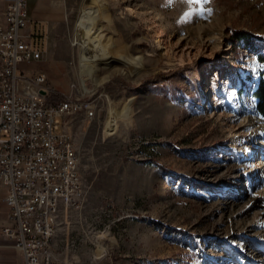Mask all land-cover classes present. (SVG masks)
Listing matches in <instances>:
<instances>
[{"label":"rangeland","instance_id":"obj_1","mask_svg":"<svg viewBox=\"0 0 264 264\" xmlns=\"http://www.w3.org/2000/svg\"><path fill=\"white\" fill-rule=\"evenodd\" d=\"M103 4L113 22L103 20L102 33L141 64L117 59L100 63L95 79L83 74L77 23L89 3L70 0L51 70L54 93L80 104L62 130L84 196L61 209L52 247L73 264H264L259 65L255 50L231 42L246 30L264 53V0Z\"/></svg>","mask_w":264,"mask_h":264},{"label":"built area","instance_id":"obj_2","mask_svg":"<svg viewBox=\"0 0 264 264\" xmlns=\"http://www.w3.org/2000/svg\"><path fill=\"white\" fill-rule=\"evenodd\" d=\"M28 0H5L0 17V221L7 208L13 225L0 234L15 242L24 264H73L53 252L62 208L84 196L80 160L64 118L80 108L70 98L51 101L46 72L29 77L22 64L42 59L25 32ZM21 69V73L19 72ZM47 94L42 95L41 91ZM60 197H69L60 205Z\"/></svg>","mask_w":264,"mask_h":264},{"label":"crops","instance_id":"obj_3","mask_svg":"<svg viewBox=\"0 0 264 264\" xmlns=\"http://www.w3.org/2000/svg\"><path fill=\"white\" fill-rule=\"evenodd\" d=\"M5 0H0V17L4 9ZM70 10V0H28L29 25L25 30L32 41L42 50V59L31 64H22L21 69L29 72L35 69V73L46 72L49 77L50 86L54 85V74L52 60L59 48L65 46L66 34L68 30V15ZM13 225L7 218V208L0 221L2 226ZM56 254H61V258L67 260L61 250L52 247ZM25 256L23 252L15 246V242L0 234V264H24Z\"/></svg>","mask_w":264,"mask_h":264},{"label":"bare ground","instance_id":"obj_4","mask_svg":"<svg viewBox=\"0 0 264 264\" xmlns=\"http://www.w3.org/2000/svg\"><path fill=\"white\" fill-rule=\"evenodd\" d=\"M89 7L84 9L81 17L77 23L79 29H83L85 32L82 40V51L79 56V63L82 66V73L87 74L93 79L96 78L95 74L100 63H108L113 60H119L125 66L136 69L141 64L140 58H132L126 51L121 54L119 45H115L114 40L109 36H105L102 33L101 24L103 20H107L108 23H112V17L108 13L107 7L103 4V0H88ZM133 13V9H130ZM205 28L204 23L199 25V30ZM83 35V34H82ZM164 40H160L159 44H163ZM218 75L209 85L214 88L219 80ZM83 86L86 89L87 78H83ZM117 114L112 111L109 125L111 126V132L116 129ZM69 204V197H60V204Z\"/></svg>","mask_w":264,"mask_h":264},{"label":"trees","instance_id":"obj_5","mask_svg":"<svg viewBox=\"0 0 264 264\" xmlns=\"http://www.w3.org/2000/svg\"><path fill=\"white\" fill-rule=\"evenodd\" d=\"M261 39L264 40V36H261ZM232 45L235 48L238 47L240 43H244L246 46H249L250 49L255 50L257 53V62L259 65V80L254 91V96L257 99V109L260 115L264 118V53L259 52L256 48L257 46L254 43L253 37L249 31L246 30H234L231 36ZM58 95L53 94V100H57Z\"/></svg>","mask_w":264,"mask_h":264},{"label":"snow or ice","instance_id":"obj_6","mask_svg":"<svg viewBox=\"0 0 264 264\" xmlns=\"http://www.w3.org/2000/svg\"><path fill=\"white\" fill-rule=\"evenodd\" d=\"M187 2H189V3H194V2H204V3H207L208 0H187Z\"/></svg>","mask_w":264,"mask_h":264},{"label":"water","instance_id":"obj_7","mask_svg":"<svg viewBox=\"0 0 264 264\" xmlns=\"http://www.w3.org/2000/svg\"><path fill=\"white\" fill-rule=\"evenodd\" d=\"M41 94H42V95H46V94H47V91H46V90H42V91H41Z\"/></svg>","mask_w":264,"mask_h":264}]
</instances>
